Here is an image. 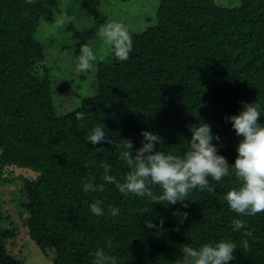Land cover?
<instances>
[{"label": "trees", "instance_id": "1", "mask_svg": "<svg viewBox=\"0 0 264 264\" xmlns=\"http://www.w3.org/2000/svg\"><path fill=\"white\" fill-rule=\"evenodd\" d=\"M48 1L0 0V141L12 152L11 159L0 154V186L12 182L10 167L35 174L17 177L31 242L51 264H93L91 253L101 247L117 264H171L186 244L230 240L238 245L231 264H264V213L246 218L256 237L254 243L248 238L250 252L239 247L242 234L232 230L235 213L222 197L236 186L234 178L210 181L215 195L193 191L186 208L123 196L113 185L103 193L82 190L89 177L102 182V162L111 163L118 179L128 171L116 147L86 142L99 121L117 143L128 139L139 148L140 133L150 131L164 141L158 150L174 147L177 155L187 148L189 126L205 122L220 137L213 141L218 154L234 163L241 138L225 117L239 114L242 103H256L264 124V0H158L155 23L132 34L126 62L106 46L90 45L94 28L78 31L72 35L77 57L85 44L98 56L93 95L65 112L56 104L59 114L43 69V44L35 37ZM67 88L62 83L60 93ZM81 111L85 119L76 120ZM97 199L120 214L93 216L89 205ZM147 219L157 228H145ZM4 220L0 197V264H15L5 246L13 234ZM42 241L52 244L42 247Z\"/></svg>", "mask_w": 264, "mask_h": 264}, {"label": "clouds", "instance_id": "2", "mask_svg": "<svg viewBox=\"0 0 264 264\" xmlns=\"http://www.w3.org/2000/svg\"><path fill=\"white\" fill-rule=\"evenodd\" d=\"M36 0H26L34 4ZM45 22L44 15L41 18ZM63 23V21H58ZM106 51H110L116 60L126 62L133 51V38L128 27L120 22L111 21L99 28ZM103 59V57H100ZM98 62L97 53L90 45H83L77 57L76 71L88 73L94 71ZM242 110L237 115L225 117L231 123L232 129L240 141L236 147V158L230 166L226 158L218 154V148L213 141L220 143V137L212 134V127L205 122H199L188 128L190 139L182 155L175 154L174 147L170 151L158 150L164 144L160 135L142 131L141 146L135 148L131 140H121L117 143L107 135L106 126L100 121L87 136V143L96 146L109 144L116 147L119 160L128 171L123 179H118L112 173L111 163L102 162V182L97 183L95 177H89L82 185L84 193H103L106 185H113L123 196H133L147 200L152 205L164 207L177 204L186 208L189 195L193 191L208 192L215 195V188L210 181L219 183L225 178H234L236 186L230 188L222 199L229 209L235 213L231 222L234 232H240L242 239L239 247L245 252L251 251L249 237L254 243L256 237L249 230L246 218L264 213V124L258 121L261 117L260 106L256 103H242ZM86 113H76V120H84ZM102 120V119H101ZM104 151L103 148H95ZM102 200H95L89 205L93 216L116 217L120 209L112 205L106 208ZM182 220L187 219V212L180 214ZM145 228L156 229L157 225L151 219L144 222ZM162 227V221L161 225ZM108 247L110 248V242ZM237 243L230 240L203 243L199 247L184 245L178 259L171 264H231ZM93 264H117L115 255H110L105 248H97Z\"/></svg>", "mask_w": 264, "mask_h": 264}, {"label": "rangeland", "instance_id": "3", "mask_svg": "<svg viewBox=\"0 0 264 264\" xmlns=\"http://www.w3.org/2000/svg\"><path fill=\"white\" fill-rule=\"evenodd\" d=\"M223 3V1H221ZM158 0H49L46 23H41L35 37L42 42L45 51L43 69L49 76L53 104L61 105L60 112L73 110L84 98L93 95L90 84L93 71H76V39L72 37L82 29L94 28L95 40L90 44L104 50V43L99 36V28L111 21L125 24L131 35L139 33L155 23ZM97 16L99 20H97ZM63 21V23H58ZM98 22V23H97ZM62 83L69 88L60 93ZM57 112V110H56ZM57 114H59L57 112ZM12 158V152L0 141V154ZM9 177L12 182L0 186L5 220L3 226L13 237H7L5 246L15 264H51L41 253L40 247L31 242L25 220L27 214L21 207L25 200L21 195V181L17 178H34L35 174L10 167ZM42 247L51 246L50 241H42Z\"/></svg>", "mask_w": 264, "mask_h": 264}]
</instances>
